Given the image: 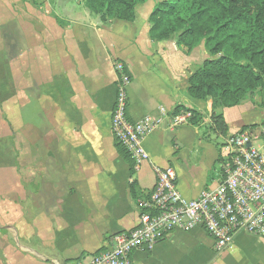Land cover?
Returning a JSON list of instances; mask_svg holds the SVG:
<instances>
[{
  "label": "crops",
  "instance_id": "1",
  "mask_svg": "<svg viewBox=\"0 0 264 264\" xmlns=\"http://www.w3.org/2000/svg\"><path fill=\"white\" fill-rule=\"evenodd\" d=\"M59 1L0 0V26L17 25L13 37L0 33L4 50L17 52L12 59L0 54V264L89 262L113 245L114 235L136 227L138 199L155 187L156 168L173 166L181 194L196 199L222 180L225 142L244 127L264 128L263 91L224 109L227 136L211 129L212 101L188 92L208 53L152 40L154 6L134 23L106 25L83 2ZM118 62L131 76L129 118L167 113L144 141L149 160L134 175L112 133ZM177 107L195 110L202 122L174 126ZM187 147L189 161L200 154L196 168L182 166ZM230 260L264 264V239L241 233L217 253L213 239L196 229L134 254L135 264Z\"/></svg>",
  "mask_w": 264,
  "mask_h": 264
},
{
  "label": "built area",
  "instance_id": "2",
  "mask_svg": "<svg viewBox=\"0 0 264 264\" xmlns=\"http://www.w3.org/2000/svg\"><path fill=\"white\" fill-rule=\"evenodd\" d=\"M115 70L118 77L112 133L138 170L149 160L144 141L165 122L167 113L160 109L157 116L148 115L133 122L128 113L129 72L121 62L115 64ZM192 118V112L181 113L174 126L184 125ZM223 149L222 180L196 199L181 194L173 166L156 168L155 187L138 199L136 227L114 235L109 249L78 264H135L136 252L152 251L173 233L196 229H203L213 239L217 253L230 249L241 233L264 239V128L233 134Z\"/></svg>",
  "mask_w": 264,
  "mask_h": 264
},
{
  "label": "trees",
  "instance_id": "3",
  "mask_svg": "<svg viewBox=\"0 0 264 264\" xmlns=\"http://www.w3.org/2000/svg\"><path fill=\"white\" fill-rule=\"evenodd\" d=\"M81 1L91 15L109 25L114 21L134 23L149 0ZM171 17H177L176 23L168 31L161 30V24ZM149 22L152 40L176 42L189 54L197 48L207 51L208 58L189 78L188 92L194 99L212 101L211 129L227 136L224 109L240 106L264 91V0H167L154 8ZM16 56V51L8 55L11 59ZM182 110L193 113L192 125L202 122L192 109L177 107L174 114ZM247 130H257V126L244 127L241 132ZM116 148L134 175L130 154L117 141ZM135 186L131 184V191L137 199Z\"/></svg>",
  "mask_w": 264,
  "mask_h": 264
},
{
  "label": "rangeland",
  "instance_id": "4",
  "mask_svg": "<svg viewBox=\"0 0 264 264\" xmlns=\"http://www.w3.org/2000/svg\"><path fill=\"white\" fill-rule=\"evenodd\" d=\"M62 1H64V0H60L59 3H61ZM78 1H81V0H78ZM165 1H167V0H149L148 3L145 6H143V7H141L139 9V11H138L139 12L138 13L139 14L138 15L139 20L141 19L140 18L141 17L140 14H142V12L146 9V7H150V6L153 7L154 6L153 7V10H154L155 7H157L160 3L165 2ZM82 7H84V4L82 5ZM84 9H85V7H84ZM8 11H9V9H8ZM3 13L6 15L7 14V11H5ZM176 18L177 17H171V18L168 19V21L163 22L161 24V30L168 31V27H170L172 23H174V24L176 23ZM16 26L17 25L15 24V22H10L9 24H7L5 26H2V27L0 26V33H3V34L8 33L11 37H13V35H14L15 31H16ZM0 36L2 37L1 34H0ZM1 37H0V50H1L0 51L1 53L0 54L1 55H4V56L10 55V53L7 50H4L5 49V42H6L5 41V38L6 37L4 36V39L1 38ZM197 49L202 50V48H197ZM197 49L193 50L190 54L197 53V55L199 56L198 52L196 51ZM213 139L216 142H218V143L221 142V139L219 137H217V136H213ZM188 150H189L188 147L185 150H183V155H182L183 164H182V166L184 168H187V169H190V167H193V166H195L194 168L198 167L199 166L198 161H199L200 154L199 153H196V154L193 153V155H191V160L189 161L188 158L190 156V152ZM219 170H220V174H221V164L219 166ZM233 260H236V259H233ZM233 260H230V261H228V262H226L224 264H235V263H239L238 261H235L234 262Z\"/></svg>",
  "mask_w": 264,
  "mask_h": 264
}]
</instances>
